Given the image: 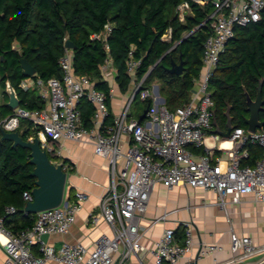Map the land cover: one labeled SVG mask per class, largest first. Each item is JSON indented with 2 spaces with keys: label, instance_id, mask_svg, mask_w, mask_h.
<instances>
[{
  "label": "built area",
  "instance_id": "2783aa9c",
  "mask_svg": "<svg viewBox=\"0 0 264 264\" xmlns=\"http://www.w3.org/2000/svg\"><path fill=\"white\" fill-rule=\"evenodd\" d=\"M190 3L213 6V13L207 20L211 34L204 43L202 68L192 97L187 104L173 111L165 106L159 95H154L152 87L144 88L143 80L136 81L141 61L134 58L133 49L129 52L126 66L131 77L129 96L119 114L110 122H106L109 116L106 94L96 89L89 76L76 74L73 50L66 45L59 60L61 78L46 82L40 78H27L21 83L25 91L36 90L45 107L30 111L19 106L9 116L0 117V130L17 132L22 120L30 121L37 130V136L29 141L38 138L41 148L57 160L61 158L59 146L64 142L93 145L94 153L109 163L111 183L101 199L100 212L92 214L90 219L97 225L103 218L112 227L113 234L101 235L93 250L81 243L67 242L55 248L41 239L45 234L60 237L69 233L83 202L87 200V195L78 191L71 200L65 196L59 207L36 214L31 229L12 233L0 218V243L6 254L5 264H114V256L120 247H123V253L117 264H125L131 256L143 250L140 219L157 184L167 188L183 185L213 191L222 207L227 198L239 203L245 195H252L255 201L264 203V129L250 132L234 128L229 138H222L232 145L230 149L217 148L228 154L225 166L206 145L214 119L209 81L226 45L235 35V28L259 21L264 0H189L176 9L180 21L191 14ZM111 32L112 27L108 25L100 33L92 34L91 39L106 43ZM105 48L108 51L107 44ZM100 70L103 80L109 82L115 73L112 60L106 59ZM109 86L112 98L116 87L114 84ZM137 92L142 101L152 100L144 122L131 117ZM1 96L0 89V106ZM84 99L94 108L89 128L84 127L79 110ZM213 138L219 139L220 136ZM248 145L259 146L263 150V156L252 166L242 165V161L249 157ZM200 148L204 149V154L193 152V149ZM68 168L71 167L63 165L64 171ZM23 197L27 203L33 200L30 192H25ZM6 212L13 214L15 209L9 207ZM193 243L190 224L185 225L181 243L177 242L174 229H166L151 251L154 264H178L191 253ZM220 250L221 247L212 244L204 246L200 253L211 256ZM230 252L231 257L227 261L214 264L241 263L263 254L264 245H255L250 236L232 232Z\"/></svg>",
  "mask_w": 264,
  "mask_h": 264
},
{
  "label": "trees",
  "instance_id": "16d2710c",
  "mask_svg": "<svg viewBox=\"0 0 264 264\" xmlns=\"http://www.w3.org/2000/svg\"><path fill=\"white\" fill-rule=\"evenodd\" d=\"M187 1L0 0V89L3 99L0 117L12 113L5 93L7 81L16 90L20 107L30 111L45 107L36 90L21 88V83L27 79L21 61L26 59L35 69L32 78L45 82L61 78L59 60L66 40L75 46L76 74L89 76L96 89L107 96L109 116L106 122L113 119L112 98L109 83L103 80L101 66L106 59L112 60L118 90L127 94L131 77L126 66L132 49L134 58L141 61L136 81L143 80L142 85L147 89H151L153 83H159L160 95L171 111L187 104L201 72L204 43L211 34L207 20L213 13L212 5L190 3L191 14L180 21L176 9ZM108 25L112 32L106 43L91 39L92 34L100 33ZM15 41L20 45L18 50H13ZM181 60L184 65L182 75L170 74L168 70L172 63ZM259 87L263 101L259 118L264 124V8L259 21L235 28V35L226 45L209 81L214 102L213 130L210 133H226L229 124L233 129H248V99L256 101ZM133 105L135 109L131 117L139 120L151 107L152 100L142 101L137 94ZM79 110L84 127H91L93 106L84 99ZM17 132L24 141L37 136V130L27 120L21 121ZM247 149L249 157L242 161V165L252 166L263 156V150L252 145ZM194 152L204 154V149ZM48 157L52 162L53 157ZM66 164H69L68 160L63 161V165ZM33 170L29 150L13 148L10 141L0 142V218L12 233L31 229L34 225L36 215L23 211L27 203L24 193H32L36 187ZM72 192L68 195L70 200L73 199ZM9 207H13L15 213L7 214ZM179 233L180 229L176 235Z\"/></svg>",
  "mask_w": 264,
  "mask_h": 264
},
{
  "label": "crops",
  "instance_id": "0c3cea01",
  "mask_svg": "<svg viewBox=\"0 0 264 264\" xmlns=\"http://www.w3.org/2000/svg\"><path fill=\"white\" fill-rule=\"evenodd\" d=\"M115 77L116 71L111 78L114 80L110 79L108 82L110 85L114 84L120 96L118 101H115L114 96L112 97L113 117L119 114L129 96V92L127 94L119 92ZM152 90L154 95L158 92L160 98L165 100L160 95L159 83H153ZM193 92L194 89L190 99ZM1 101L3 103L2 96ZM215 135L217 134H208L206 145L214 152V157L217 160L220 159L222 166H225L229 158L228 154L221 153L217 148L230 149L232 145L228 141L224 142L220 135L219 139H214ZM59 149L61 158L56 162L57 165L68 160L69 164L66 165L71 166L65 171L68 175L65 196L68 197L71 190L72 197L80 191L87 195V200L83 202L69 233L60 237L50 236L48 243L55 248H59L64 242L81 243L89 250H93L95 242L101 235L113 234L112 227L103 218L97 225L92 224L90 219L92 214L100 212L101 199L111 183L109 163L94 153V147L91 144L64 142ZM194 150L196 149H193V152ZM195 154L198 155V153ZM186 224H190L193 229L194 243L191 253L181 259L178 264H214L216 261H227L231 257L232 232L250 236L255 245H264V203L255 201L252 195L243 196L239 203H233L230 198H227L225 206L222 207L219 205L217 194L213 191H203L183 185L167 188L157 184L150 196L146 211L140 219L142 229L140 244L143 250L131 256L125 264H154L155 260L151 251L164 231L180 229L176 237L177 242L181 243ZM212 244L218 245L221 250L211 256L201 255V249ZM122 253L123 247H120L114 256V264H117ZM5 261L6 254L0 243V264H5ZM238 264H264V253Z\"/></svg>",
  "mask_w": 264,
  "mask_h": 264
},
{
  "label": "water",
  "instance_id": "95a60500",
  "mask_svg": "<svg viewBox=\"0 0 264 264\" xmlns=\"http://www.w3.org/2000/svg\"><path fill=\"white\" fill-rule=\"evenodd\" d=\"M67 48L72 50L75 46L69 40L65 43ZM20 45L15 41L13 43V50H18ZM21 66L23 69V75L27 78H32L35 76L36 71L32 65L26 60L22 59ZM184 65L181 60L179 63H172V67L168 70L170 74L180 76L183 73ZM5 93L7 94L9 101L7 103L8 107L15 110L20 106V101L16 90L12 87L10 82H6ZM138 92L135 94V96ZM159 93L157 92V95ZM163 103L165 100H161ZM263 101L261 98V88L259 87L258 96L256 101H251L248 99V111L250 117L247 119L246 124L250 132H255L257 129H262L264 124L260 121L259 113L262 108ZM148 110L144 112L142 117H140L139 122L145 120V116ZM233 127L230 126L226 133H221L220 136L223 138H229ZM2 141L12 142L13 148L21 147L30 151V164L34 166L32 176L36 179V187L32 191L33 200L26 203L24 212L26 214H38L44 210L53 209L59 207L66 195V183H67V173L63 170V165L53 164L48 154L45 150L41 148L40 140L34 138L33 142L24 141L18 132L8 133L1 131ZM44 242H48L49 235L45 234L41 236Z\"/></svg>",
  "mask_w": 264,
  "mask_h": 264
},
{
  "label": "rangeland",
  "instance_id": "374dc122",
  "mask_svg": "<svg viewBox=\"0 0 264 264\" xmlns=\"http://www.w3.org/2000/svg\"><path fill=\"white\" fill-rule=\"evenodd\" d=\"M119 97H120V96H119V95L117 94V92H116L115 95H114V99H115V101H118V100L120 99ZM116 104H118V102H116ZM134 109H135V105L132 106V112H131V113L134 112ZM50 147H52V149L56 150V147H55V146L50 145ZM48 156H52V157H54L53 155H51V153H48ZM57 161H58V160L55 159V158L52 159V163H53V164H55Z\"/></svg>",
  "mask_w": 264,
  "mask_h": 264
}]
</instances>
